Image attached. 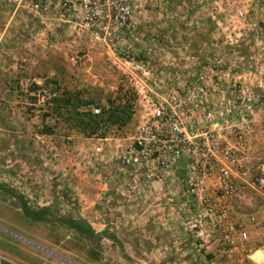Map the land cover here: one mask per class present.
Masks as SVG:
<instances>
[{"label": "rangeland", "instance_id": "1", "mask_svg": "<svg viewBox=\"0 0 264 264\" xmlns=\"http://www.w3.org/2000/svg\"><path fill=\"white\" fill-rule=\"evenodd\" d=\"M132 9L125 35L133 47L130 53L123 46L109 49L71 23L44 18L42 23L32 14L14 13L0 1V55L6 60L0 68L3 264H182L177 252L162 251V233L170 232L167 224L136 218V212H147L146 194L140 189L142 201L135 205L130 172L118 160L124 145L112 150L114 138L128 134L126 142L130 141L132 119L106 136L110 144L103 148L104 158L96 154L88 158L79 151L72 156L70 149L88 137L50 113L51 92L76 91L102 105L128 92L136 104L130 72L147 71L156 97L214 65L227 74L222 79L225 87L235 84L253 90L255 118H263L264 0H132ZM126 53H133L138 61L124 62L122 58L129 60ZM216 99L212 95L210 103ZM261 146V153L254 154L250 177L257 159H264V141ZM60 163L68 165L67 174ZM250 177L236 196L234 211L243 220L264 203V192L249 185ZM23 201L33 210L50 207L59 223L30 220L22 210ZM67 215L86 220L100 240L77 237L60 222ZM179 227L185 231L188 224L170 229ZM248 234V240L240 243L242 251L230 255L236 262L243 259L241 264L254 248L264 245V225H254ZM218 244L221 247V239ZM199 254L203 260L230 264L221 248L209 257ZM198 256L187 254L186 264H198Z\"/></svg>", "mask_w": 264, "mask_h": 264}, {"label": "built area", "instance_id": "2", "mask_svg": "<svg viewBox=\"0 0 264 264\" xmlns=\"http://www.w3.org/2000/svg\"><path fill=\"white\" fill-rule=\"evenodd\" d=\"M0 1L14 13L32 14L42 23L43 18L71 23L109 49L123 46L133 51L125 41L133 16L132 0ZM126 55L129 60L122 58L124 62L138 61L133 53ZM129 74L137 95V122L130 141L118 153L119 163L136 184L143 185V193L147 183L165 182L181 191L187 204L202 206L198 216L221 224L224 252L235 253V239L247 241L249 234L242 223L233 221L234 213L226 201L239 191L235 171L255 158L253 90L235 84L225 87L222 79L227 74L214 65L198 71L186 83L177 81L171 93L161 92L156 97L147 71ZM214 94L216 102L210 103ZM249 185L264 192V159H257ZM258 214L264 220V203ZM250 220L255 221L256 215ZM256 250L264 251L254 249L245 264H264L252 257Z\"/></svg>", "mask_w": 264, "mask_h": 264}, {"label": "crops", "instance_id": "3", "mask_svg": "<svg viewBox=\"0 0 264 264\" xmlns=\"http://www.w3.org/2000/svg\"><path fill=\"white\" fill-rule=\"evenodd\" d=\"M23 12V11H21ZM25 13V12H24ZM37 19V18H36ZM38 21V19H37ZM2 55H0V68L1 64L5 63L6 60L5 58H2ZM117 59V58H116ZM4 65V64H3ZM216 95V94H215ZM214 98V97H213ZM216 102V101H215ZM137 105V104H136ZM134 106V114L132 117V124L134 125L133 130L129 132L130 135H132L135 132L136 128V118H135V110L138 109ZM261 111H263V118L261 120H257L254 115V132L252 136V142H253V147H255V152L257 151V154L259 155L261 153V143H263L264 139V103L261 106ZM255 111V110H254ZM132 137V136H131ZM110 137H105V138H82L80 139L83 141H79L77 146H73L70 149L69 154L73 156L75 151H79V154H84L85 156L88 155V158L91 157V155H98L102 158L106 156V154H102L103 148L106 149L105 147L108 146V139ZM126 140H129V135L125 134L122 137L114 138V151L116 150V147L118 144H122V146L126 145L127 142ZM229 141L233 142L234 139L233 137H229ZM75 143V141L72 143V145ZM110 144V143H109ZM53 148V147H51ZM109 150V151H112ZM55 154V153H54ZM87 154V155H86ZM89 160H92L91 158ZM253 159L249 161L248 164H245V166L241 170H236L235 171V179L239 185V193L242 188H244V183L248 184V178L250 177L249 171L253 166ZM59 161L62 162V158H59ZM63 163H60V166L62 167ZM65 166L62 167V170L65 171V174L69 172L68 169H66V164ZM69 168V167H68ZM72 176V173H71ZM73 177V176H72ZM125 177V176H124ZM125 179V178H124ZM133 180V179H132ZM143 185L140 183L136 184L134 180L131 183V188H132V197L137 200L135 205H139V203L142 201V196L140 195V189ZM146 196H145V201L147 205V212L145 215L140 214L139 212L135 213L136 218H139L141 216H146V218L153 222H159L163 221L167 224V227L170 232H166L165 230L162 233V238L164 241V248H162L164 254H172L177 252L180 257L178 263L186 264L189 263L188 260H186V255L190 253H195L197 256L201 255L199 253H207V257L212 256V253H216V251L225 253L224 249L225 247L223 246V237H222V226L219 223H216L215 221L211 220L208 217H199L198 216V210L200 209L199 204H187L185 199L183 198L181 191L178 192L177 189H172L167 183L165 182H158L154 181L152 183H147L144 187ZM237 195H234L227 199V204L230 207V210L232 211L233 214V221L237 224V222L242 223L248 233H250V230L253 228L254 225H264V220L263 218L258 214V211L254 214L251 215H256V220L251 221L250 217L251 215L246 217V219H239L237 216L236 212L234 211L236 207V202L238 201L236 199ZM140 198V199H139ZM199 208V209H198ZM84 216V215H83ZM188 224V227H185V231H183L180 227L179 229H175V231H172L171 226L175 227L176 225L179 226L181 224ZM193 228V229H190ZM183 232L186 233V235L183 234ZM195 238V241L193 240H188ZM221 239L222 245L221 247L218 244V240ZM204 243H202L201 241ZM239 240V241H238ZM236 243V248H235V254L238 255L240 253V250L242 251L243 246L240 245V239L236 238L235 239ZM241 246V247H240ZM218 247V249L216 248ZM258 248V247H257ZM254 248V249H257ZM264 250V245L261 247ZM156 251H154V254ZM229 255V254H227ZM251 255V252L250 254ZM198 261L197 258L195 257V261L198 264H218V261L216 260H203L202 256H198ZM230 257V255H229ZM229 263L235 262L238 264V262L241 264L243 259H237L238 262H236L232 257L228 258ZM203 260V261H202ZM227 262V261H226Z\"/></svg>", "mask_w": 264, "mask_h": 264}, {"label": "trees", "instance_id": "4", "mask_svg": "<svg viewBox=\"0 0 264 264\" xmlns=\"http://www.w3.org/2000/svg\"><path fill=\"white\" fill-rule=\"evenodd\" d=\"M49 109L63 120L67 126L84 137H106L109 132L126 126L134 114V98L128 92L118 93L113 99H107V105L83 97L79 92L62 90L58 93L51 92ZM99 112L95 113L94 109ZM48 113V114H50ZM50 130V129H48ZM22 210L26 217L34 222L52 223L53 211L50 207H41L36 210L30 208L26 201L22 202ZM60 222L65 224L77 237L100 240L101 235L96 233L92 226L83 218L67 215ZM59 223V221H57Z\"/></svg>", "mask_w": 264, "mask_h": 264}, {"label": "bare ground", "instance_id": "5", "mask_svg": "<svg viewBox=\"0 0 264 264\" xmlns=\"http://www.w3.org/2000/svg\"><path fill=\"white\" fill-rule=\"evenodd\" d=\"M253 258L259 261L264 260V251L259 250V252L253 256Z\"/></svg>", "mask_w": 264, "mask_h": 264}, {"label": "water", "instance_id": "6", "mask_svg": "<svg viewBox=\"0 0 264 264\" xmlns=\"http://www.w3.org/2000/svg\"><path fill=\"white\" fill-rule=\"evenodd\" d=\"M258 252H259V250H256V251H255V253H258ZM255 253H254V254H252V257L255 255Z\"/></svg>", "mask_w": 264, "mask_h": 264}]
</instances>
